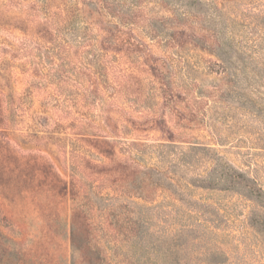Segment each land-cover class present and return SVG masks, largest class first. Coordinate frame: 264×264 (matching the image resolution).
Masks as SVG:
<instances>
[{"label": "trees", "instance_id": "trees-1", "mask_svg": "<svg viewBox=\"0 0 264 264\" xmlns=\"http://www.w3.org/2000/svg\"><path fill=\"white\" fill-rule=\"evenodd\" d=\"M0 2L6 31L33 38L38 51L51 56L52 62L61 61L53 51L61 52L67 45L63 36L79 43L81 39L80 44L94 54L117 50L124 58L134 55L121 70L118 89L123 96L116 106L117 129L123 124L133 133L134 158L124 154L117 166L127 191L117 221L129 230L128 238H134V264H235L224 246L246 249L252 239L253 251L264 253V172L255 162H246L264 151V0ZM196 55L198 62L192 60ZM82 69L78 66L76 71ZM85 70L90 97L96 99L101 79ZM213 98L221 99L217 116ZM229 111L245 117L258 133L247 142L252 153L242 156L248 170L235 167L215 148L226 145L215 120H224ZM112 112L95 115L97 124L109 127L116 122L107 116ZM2 119L0 102V202L9 205L6 168L12 162L22 166V161L1 139ZM82 122L87 125V120ZM91 130L83 127L88 134L82 137L95 151L108 149V161L113 162L117 156L112 143ZM216 133L220 140L204 143L205 136ZM50 171L48 179L41 178L49 181L48 193L31 199L38 226L29 241L36 242L29 249L33 258L19 261L52 264L50 247L63 227L71 251L70 258L66 253L67 264H101L95 232L102 221L94 200L83 197L73 202L63 216L59 208L70 200L69 185ZM55 183L61 190L58 194L49 191ZM197 190L235 201L225 207L198 201ZM235 218L241 223L238 229ZM0 242V264H5L10 253L2 232Z\"/></svg>", "mask_w": 264, "mask_h": 264}, {"label": "rangeland", "instance_id": "rangeland-1", "mask_svg": "<svg viewBox=\"0 0 264 264\" xmlns=\"http://www.w3.org/2000/svg\"><path fill=\"white\" fill-rule=\"evenodd\" d=\"M0 5L4 10L1 2ZM4 20L5 18H0L1 139L14 150V157L18 156L22 161V166H16L12 162L6 168L5 176L8 181L4 182L7 185L8 195L5 194L9 205L0 202V232L8 239L5 250L10 253V256L6 255L5 264H23L19 260L33 258L29 249L36 242L29 244V241L38 226L31 199L48 193L49 181H41V178L48 179L50 170L69 185L70 200L66 205L60 206L62 214L71 211L74 203H78L83 197L94 200L95 210L100 213L102 221L101 228L97 227L95 232V244L101 254L100 263L134 264V238L130 236L129 239V230L124 226L122 228L117 221L122 212L121 201L127 193L123 189L124 179L117 173V166L119 157L124 154L134 158V147L130 146L133 133L127 125L121 124V129H117L119 121L118 114L116 115V106L123 96L118 89L122 84L121 70L125 62L134 60V55L124 58L117 50L98 51L94 54L88 46L80 44L81 39L79 43L69 36H63L67 45L64 44L61 52L53 51L61 61L52 62L51 56H44L38 51L37 42L33 38L18 33L9 34ZM76 44H79L78 47H75ZM198 59V55L192 58L195 62ZM78 66L84 69L76 71ZM86 68L96 72L101 79V93L96 99L90 97ZM76 74H80V77H76ZM217 101L218 98L212 99L213 113L216 116L221 111V99L219 103ZM101 112H112L107 116L116 122H111L109 127L98 125L95 115H100ZM223 118L225 119L215 120V123L216 130L225 138L226 141L223 142L226 145L215 148L235 167L248 170L241 161L242 156L244 153H252L248 150L252 144L248 143L258 133L251 128L245 117L238 118L236 112L229 111ZM82 120H87L86 126ZM88 125L92 129L90 134L103 136L112 143V152L117 156L113 162L108 161L111 156L108 149L97 148L95 151L82 137L81 134H88L82 131L83 127L89 130ZM201 135L203 134L197 136ZM204 139L207 140L204 143H213L215 139L220 140V136L208 134ZM257 152L260 153L254 160L249 162L250 159H247L246 162H255L264 172V151ZM32 164L40 165L41 170H35L37 168ZM53 179L52 175L51 180ZM54 185L56 186H51L52 190L49 191L58 194L61 191L59 184ZM133 195L134 191L128 194L130 197ZM194 195L198 201L215 202L223 207L232 205L235 201L224 195L208 194L200 190ZM239 210L248 213V209L244 207L240 206ZM239 210L236 208L235 213ZM239 218L244 219L243 216ZM234 223L235 229L241 226L236 218ZM225 224L226 221L221 223L222 226ZM253 243L255 239L248 240L246 249L241 247L240 250L230 249L235 244L233 246L226 243L228 245L224 249L235 264H242L245 260L248 264H264V253L253 251V246L249 245ZM51 245L50 252L54 257L52 264H67L66 253L70 258L71 251L63 227L60 228V234L53 237ZM17 252L25 254H14Z\"/></svg>", "mask_w": 264, "mask_h": 264}]
</instances>
